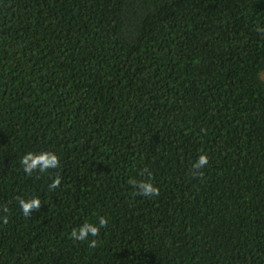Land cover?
<instances>
[{"label":"trees","instance_id":"16d2710c","mask_svg":"<svg viewBox=\"0 0 264 264\" xmlns=\"http://www.w3.org/2000/svg\"><path fill=\"white\" fill-rule=\"evenodd\" d=\"M263 71L264 0H0V264H264Z\"/></svg>","mask_w":264,"mask_h":264},{"label":"clouds","instance_id":"9594fccd","mask_svg":"<svg viewBox=\"0 0 264 264\" xmlns=\"http://www.w3.org/2000/svg\"><path fill=\"white\" fill-rule=\"evenodd\" d=\"M20 164L25 174L31 176L34 172L45 173L50 169H57L60 166L59 157L51 151H41L39 153H33L31 151L26 152L20 159ZM208 164V157L206 154H200L196 162L192 165L193 175H202L199 170L204 168ZM147 171V170H145ZM151 177V173H148ZM129 184L133 185L137 189V194L145 197H155L159 195V189L154 186L151 179H141L139 181L130 179ZM61 180L59 175H57L52 182L48 185L49 190H55L60 186ZM17 202L20 210L24 217H29L33 209L39 210L41 206V201L38 197H32L30 199H24L17 197ZM6 213L8 211L7 207L3 208ZM3 223L7 224V216L3 217ZM108 221L104 216L98 217V223L86 222L82 224L78 229L73 228L70 233V238L77 241L88 240L89 236L98 237L100 235L101 228L106 227ZM97 241L92 239L89 241L90 247H95Z\"/></svg>","mask_w":264,"mask_h":264},{"label":"rangeland","instance_id":"374dc122","mask_svg":"<svg viewBox=\"0 0 264 264\" xmlns=\"http://www.w3.org/2000/svg\"><path fill=\"white\" fill-rule=\"evenodd\" d=\"M262 77H263V79H264V71H263V73H262Z\"/></svg>","mask_w":264,"mask_h":264}]
</instances>
